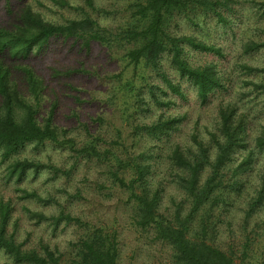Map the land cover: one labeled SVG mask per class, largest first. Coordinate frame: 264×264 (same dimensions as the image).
Masks as SVG:
<instances>
[{
    "label": "trees",
    "instance_id": "16d2710c",
    "mask_svg": "<svg viewBox=\"0 0 264 264\" xmlns=\"http://www.w3.org/2000/svg\"><path fill=\"white\" fill-rule=\"evenodd\" d=\"M51 1L59 7L75 8L68 0ZM97 1L81 0L91 11L98 7L102 9ZM238 3L239 0H126L125 5L115 11L120 20L113 30L100 21L97 13L92 14L81 6H76L81 10L79 15L64 22H54L44 18L29 3H21L13 12L9 0H5L7 11H12L15 19L13 23L0 27V163L5 164L3 178L19 182L29 171L47 170L53 176L68 172L52 161L17 157L29 144L35 148L46 145L67 148L74 153V165L93 157L100 163L112 159L116 169L109 168L108 173L113 182L127 191L135 223L168 246L170 264H246L248 233L238 255L234 252V244L223 249L213 238L221 212L235 201L236 196L243 194L245 200V230L247 219L259 218L258 214L264 211V161L258 162V156L264 154V124L250 138L247 113L238 111L233 100L220 101L216 127L209 132L207 140L192 134L194 147L175 143L167 152L174 182L183 192L187 208L184 213L178 207L163 212V189L159 180L154 185L153 176L160 156L154 150L160 148L163 138H169L177 129L181 119L160 114L149 123L135 125L133 135L138 137V145L144 136L154 142L128 160L118 157L107 147L101 149L98 137L78 144L74 137H67V132L54 123L55 102L47 116L39 119L46 85L42 77L24 63L52 41H71L85 51L96 41L109 51L112 48L120 50L117 54L124 62V69L117 75L119 87L134 93L137 100L142 102L135 84L144 82L150 70L159 74L169 89L180 93V82L173 83L162 70V60L166 59L179 78L185 79L195 89L197 98L205 103L215 91L226 90L228 74L213 61L196 62L190 51L219 57H224V53L220 47L185 31L183 25L200 27L209 18L228 25L236 15L235 5ZM259 6L264 9V2ZM263 45V42L249 41L243 44V49L248 53ZM112 52L116 53V50ZM240 68L246 72H264V67L248 64H241ZM79 71L55 69L53 75H70ZM244 83L264 89L262 81L246 80ZM149 89L156 104H169L159 100L152 88ZM253 172L258 178L253 193H245L244 188ZM17 190L23 199L52 200L51 196H42L34 189L17 187ZM13 209L9 199L0 198V253L7 258L6 264H119L116 235L102 227L84 228L78 240L72 242L66 259L57 246L51 247L42 241L36 247H25L18 241L16 223L11 222ZM25 211L36 222L46 221L54 228L61 222L83 224L79 217L62 209L50 215L28 207Z\"/></svg>",
    "mask_w": 264,
    "mask_h": 264
},
{
    "label": "rangeland",
    "instance_id": "374dc122",
    "mask_svg": "<svg viewBox=\"0 0 264 264\" xmlns=\"http://www.w3.org/2000/svg\"><path fill=\"white\" fill-rule=\"evenodd\" d=\"M68 1L75 8L59 7L51 0H9L13 12L21 3H29L44 18L54 22H64L69 17L79 15L81 10L76 6L91 11L81 0ZM97 2L102 9L98 7L91 13H97L100 21L115 30L120 20L115 11L125 5L126 0ZM260 2L264 0H239L235 5L236 15L228 25L216 23L214 18H209L200 27L183 25L185 31L220 47L224 53V57H219L212 53L190 51L196 62L213 61L228 74L226 90L215 91L205 103L197 98L195 89L185 79L179 78L166 59L162 60V70L173 83L180 82V93L169 89L162 77L150 70L144 82L137 84V81L135 84L141 102L134 93L119 87L117 75L124 69V62L117 54L120 50L112 48V51L116 50L115 53L93 41L89 50L85 51L71 41L56 40L24 61L42 77L46 85L39 119L47 116L55 102L53 121L60 130L67 132V137H74L78 144L98 137L101 149L107 147L118 157L128 160L154 142L144 136L138 145L139 139L133 135L135 125L149 123L160 114L180 118L177 129L171 132L169 138H163L160 148L154 150L160 157L156 160L153 176L154 185L159 180L163 189L161 210L166 212L178 207L184 213L187 203L183 192L174 182L172 167L166 156L170 147L175 143L194 147L192 134L207 140L209 132L216 127L220 101L233 100L238 111L247 113L250 138L264 124V89L244 83L246 80L264 82V72H246L240 68L241 64L264 67V45L248 53L243 49V44L249 41L264 43V9L259 6ZM13 12H8L5 0H0V27L14 22ZM55 69L80 71L56 77L53 75ZM149 88L159 100L168 101L169 104H156ZM17 157L52 161L60 169L68 171L66 174L59 172L56 176L47 170L38 173L29 171L19 182L14 179L7 181L3 178L5 164L0 163V198L11 201L14 207L11 222L16 223L18 241L25 247H36L42 241L51 247L57 246L63 253V259H66L71 252L72 242L78 240L84 228L102 227L116 235L119 264H170L171 251L168 246L155 240L149 230L135 223L127 191L113 182L108 173L109 168L116 169L112 159L100 163L93 157L90 161L84 159L74 165V153L67 148L49 145L35 148L31 144L25 146ZM258 157L259 163L264 161L263 153ZM257 179L253 172L244 188L245 193H253ZM17 187L34 189L42 196H51L52 200L38 202L20 198ZM242 197L243 194L236 196L235 201L221 212L213 241L223 249H227L228 244H234V252L238 255L248 233L249 257L246 264H264V211L258 214L259 218H248L245 230V200ZM25 207L46 215L56 214L61 209L70 211L83 224L78 226L76 223L61 222L54 228L49 222L38 223L31 219ZM6 261L5 255L0 253V264H6ZM236 262H239L238 258Z\"/></svg>",
    "mask_w": 264,
    "mask_h": 264
}]
</instances>
